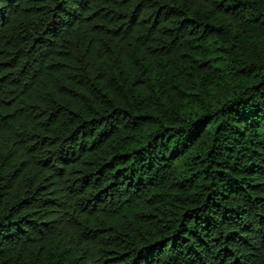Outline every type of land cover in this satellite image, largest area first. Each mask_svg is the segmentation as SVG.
<instances>
[{"label":"trees","instance_id":"obj_1","mask_svg":"<svg viewBox=\"0 0 264 264\" xmlns=\"http://www.w3.org/2000/svg\"><path fill=\"white\" fill-rule=\"evenodd\" d=\"M0 264H264V0H0Z\"/></svg>","mask_w":264,"mask_h":264}]
</instances>
